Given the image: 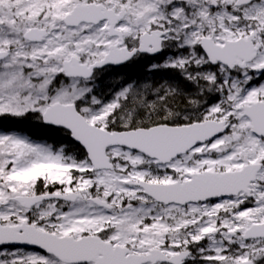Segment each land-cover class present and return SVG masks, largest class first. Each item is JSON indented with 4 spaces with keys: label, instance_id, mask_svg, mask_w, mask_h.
I'll return each instance as SVG.
<instances>
[{
    "label": "snow or ice",
    "instance_id": "6c2138e0",
    "mask_svg": "<svg viewBox=\"0 0 264 264\" xmlns=\"http://www.w3.org/2000/svg\"><path fill=\"white\" fill-rule=\"evenodd\" d=\"M0 264H264V0H0Z\"/></svg>",
    "mask_w": 264,
    "mask_h": 264
},
{
    "label": "trees",
    "instance_id": "16d2710c",
    "mask_svg": "<svg viewBox=\"0 0 264 264\" xmlns=\"http://www.w3.org/2000/svg\"><path fill=\"white\" fill-rule=\"evenodd\" d=\"M130 71H132V72H136V71H139L138 69H135V68H133V69H131Z\"/></svg>",
    "mask_w": 264,
    "mask_h": 264
}]
</instances>
